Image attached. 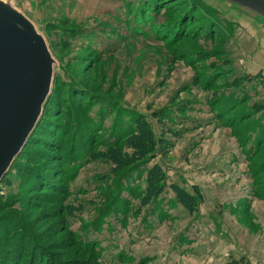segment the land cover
<instances>
[{"label": "rangeland", "instance_id": "obj_1", "mask_svg": "<svg viewBox=\"0 0 264 264\" xmlns=\"http://www.w3.org/2000/svg\"><path fill=\"white\" fill-rule=\"evenodd\" d=\"M138 2L20 5L47 37L56 77L64 80L55 78L49 106L56 111L44 121L49 129L42 137L51 145L37 143L21 158L43 176L33 181L22 165L9 174L11 184H0V232L22 231L20 264L42 263L37 259L44 255V264H264V116L249 108L264 104L263 86L259 79L247 83L231 101L238 105L228 120L214 104L234 92L229 83L248 75L235 67L250 61L249 52L258 58L264 50L242 53L238 42L247 30L199 0H165L147 21L133 16ZM178 19L183 22L172 27ZM223 65L230 75L220 72ZM210 75L216 78L207 86ZM136 115L151 123L158 140L154 162L167 175L164 193L146 207L147 167L122 178L107 160L91 159ZM97 121L93 136L84 135ZM82 135L88 142L78 147L72 141ZM171 185L199 186V210L190 214ZM228 248L248 256L207 257Z\"/></svg>", "mask_w": 264, "mask_h": 264}, {"label": "water", "instance_id": "obj_2", "mask_svg": "<svg viewBox=\"0 0 264 264\" xmlns=\"http://www.w3.org/2000/svg\"><path fill=\"white\" fill-rule=\"evenodd\" d=\"M202 1L264 44V0ZM20 5L29 6L0 0V184L38 126L58 68L47 37Z\"/></svg>", "mask_w": 264, "mask_h": 264}, {"label": "trees", "instance_id": "obj_3", "mask_svg": "<svg viewBox=\"0 0 264 264\" xmlns=\"http://www.w3.org/2000/svg\"><path fill=\"white\" fill-rule=\"evenodd\" d=\"M154 1L156 4L154 3ZM154 1L153 0H139L138 10L133 12V16L137 17L138 19L140 18L146 21L152 20L154 17L158 15L157 14L158 7H156V5L160 6L163 2H165V0H158L159 3L157 2V0H154ZM199 1L201 2V4H203V6L209 12L210 11L217 12L215 9L207 5L204 1L202 0H199ZM194 2L198 3V1H194ZM130 4L131 3H129V5ZM132 6H134V3ZM181 19L183 20L184 16ZM181 19H178V21H176L172 25V27H176V28L179 27L181 22H183ZM154 33L157 34L158 31H154ZM218 66L214 65L213 70L217 69L215 67H218ZM223 67L226 69V71H222L221 69L220 72H223L222 74L230 75V73H232L230 72L231 70L230 67H228L227 65H223ZM58 78H60V80H64L62 79L61 76L56 77V79ZM215 78H216L215 75H210L209 77L207 76L206 81H204L205 85L208 86ZM56 79L54 82L53 91L55 88ZM256 79H259L261 84L264 85V76L262 72L256 75L250 74V75H245L244 77H240V78L238 77V78H235L232 81V83H229L231 84L230 87L234 89V92L236 93L234 92L229 93V94L227 93L228 95L223 96L214 102V104L216 105V110H217L218 115H220V117H223V119L228 120L231 117L230 115H231L233 108L238 105L237 103L236 104L231 103V101L234 99V97H237L238 95L242 94L241 90L244 91L247 83H252ZM215 82L217 85L218 81H215ZM69 83H70L69 87L73 86L72 82H69ZM53 91L46 104L44 114L36 130L34 131L33 135L31 136L30 140L28 141L21 155L15 161L10 172L5 176V178L2 180L1 183L11 184L10 180L8 179L9 174L11 173L14 167H17V166L22 167V165L25 166V168L21 170L29 171L28 175L31 176V178L33 176L31 172L35 174V176H33V179H32L33 181L34 180L39 181L38 178L43 176L41 172H38V169L37 170L32 169L33 167L30 166L28 163L26 164L25 162L23 164V161L21 160V158L23 155H25V153H27L29 148L40 146V145H37V143H42L46 148L51 145L50 143L45 142L46 140L42 137L45 135H42V132L49 129V127L44 126V121L45 122L47 121V125H48V123L51 120H53V119L51 120L49 119L50 117L48 116V111H51V109H53L54 112L56 111V107L53 108V106L52 107L49 106L51 105L50 101L52 100L54 96ZM249 108L252 109L251 112H253L252 113L253 115L255 113H258L264 116V104L254 103L253 107H249ZM97 126H99L98 121L95 122L92 126H89L88 128L90 129H86V130L83 129V132H84L83 134L91 138L93 136V133L96 131ZM123 128L124 127L123 126L121 127L120 125L117 129L119 133L116 137V140L111 142L109 145H107L106 146L107 149L105 151H100L98 153L91 154V159L92 160H99V159L107 160L108 162L112 164L114 174L118 176L121 175L122 178L125 176L127 177L130 172L136 171V170H138L139 172L141 171V173H143L144 172L143 167H147V171L145 173L146 193H145V197L142 199V206L146 207L150 205L152 201L158 199L164 193L165 188H166V180H167L166 172L159 163L154 162L157 156L156 150L158 148V140H157V137L155 135V132H154V129L151 123L142 115H136L134 118V121L132 122V125L127 126L125 129ZM55 137H57V135ZM49 139L51 138H48V141ZM76 140H80L79 143H77ZM72 142L76 144L78 147H82L84 142H88V139H86L82 135L79 138L77 136L75 139H73ZM122 142L124 143V147L120 145ZM161 143L163 144V142ZM260 146L261 145H259V147ZM45 147H43L44 150H47L45 149ZM85 149L83 148V151ZM32 159H34L33 161H37L36 158H32ZM40 170L41 169H39V171ZM171 189L173 193L175 194L176 199L179 202V204L182 205L190 214L196 213L199 210L200 204L204 201V195L200 187L197 185L192 187V191L184 187H181L179 185H171ZM1 190L2 189L0 187V206L4 207L5 199H4L3 192ZM139 212L141 213L142 211H139ZM5 223L8 224L7 222ZM5 230L6 231L3 235L0 232V264H20L22 257H23L22 254L23 252H25V249H26L24 248L26 246V243L23 242L22 231H17L16 226L15 228L13 226H9ZM33 241L35 240L33 239ZM45 258H48V257L44 255V257L37 259L42 263H39L38 261H35V262H37V264H44L43 262L45 261ZM49 262L50 261L48 259V261L45 264H49ZM72 264H75V263H72ZM87 264H93V263H87ZM231 264H240V263L234 260L232 261Z\"/></svg>", "mask_w": 264, "mask_h": 264}, {"label": "crops", "instance_id": "obj_4", "mask_svg": "<svg viewBox=\"0 0 264 264\" xmlns=\"http://www.w3.org/2000/svg\"><path fill=\"white\" fill-rule=\"evenodd\" d=\"M237 24V23H235ZM240 25V24H238ZM241 26V25H240ZM243 26V25H242ZM242 28H245L248 32V33H242V39L239 40L238 42V46H240V51L242 53H246L247 51L249 52L251 49L252 50H255V48H258V46H260L263 50H264V44L261 43L257 37L255 36V34L246 26H243ZM248 34V35H247ZM242 45V47H241ZM246 45H248V47H245ZM261 50V49H260ZM261 52V51H260ZM263 53H261L258 58L256 57V55L253 53V52H249V53H252V55H250L249 57H247L248 61L246 63V65H242L244 67H241V66H238V67H235L237 71L239 72H245L246 74L248 75H256L260 72H262L263 76H264V51H262ZM240 56H237L235 57V54L233 56V59L241 64V59L239 58ZM258 72V73H257ZM245 75V74H244ZM263 86V91H264V85L262 84ZM202 114V113H201ZM175 120V119H174ZM180 120V119H178ZM177 120V122H178ZM176 121V120H175ZM202 122V121H201ZM203 124V122H202ZM201 124V125H202ZM200 125V126H201ZM190 127H188V130L190 129H196L197 125H190ZM199 130V129H198ZM192 132V131H191ZM247 254L244 253V252H241V251H234L232 248H228V249H223L220 254L218 253H211V256L207 255L208 258H215V256L217 257L218 256V259L219 260H222V259H226V258H229L230 256L235 258V259H240V258H243L244 256H246ZM248 256V255H247Z\"/></svg>", "mask_w": 264, "mask_h": 264}]
</instances>
